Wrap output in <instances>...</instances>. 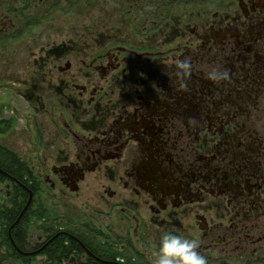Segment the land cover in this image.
Masks as SVG:
<instances>
[{
    "label": "flooded vegetation",
    "instance_id": "obj_1",
    "mask_svg": "<svg viewBox=\"0 0 264 264\" xmlns=\"http://www.w3.org/2000/svg\"><path fill=\"white\" fill-rule=\"evenodd\" d=\"M71 2L0 0V135L29 127L37 161L0 169V264H151L165 232L207 264H264V0ZM49 189L92 214L38 221Z\"/></svg>",
    "mask_w": 264,
    "mask_h": 264
},
{
    "label": "rangeland",
    "instance_id": "obj_2",
    "mask_svg": "<svg viewBox=\"0 0 264 264\" xmlns=\"http://www.w3.org/2000/svg\"><path fill=\"white\" fill-rule=\"evenodd\" d=\"M85 1L87 0H72L70 6L71 7L81 6L85 3ZM90 1H92L94 4L99 3L102 7L115 6L114 3H112V0H90ZM132 3L131 5L129 4L121 5L118 3L117 14H116L118 19L120 17L128 18L131 22H133V24H135L136 22L140 20L139 15L141 16V14L138 15L135 13L136 6L133 5ZM138 6H141V5L139 4ZM198 6H199V9L204 7V5L202 4V0H198ZM73 19L74 17L72 18V15H70L71 22L73 21ZM117 29H118L117 31L118 39H122V40H126L128 38L142 39L143 30L137 29L136 26L129 27V28L127 27L125 29H123L122 27L121 28L117 27ZM38 32L39 31H35L33 34L38 33ZM24 113H27V111L24 110ZM29 129H30L29 127H26V126L24 127V125L22 127H16V126L12 127L11 129L8 130V132L6 131L4 135H0V144L6 145L11 151L19 154L22 160H24L29 165H32L33 162L34 164H37V161H36V157H31L30 155L31 138L27 133ZM1 193H0V204L4 201L5 189L3 190V194ZM38 193L39 192H37V194ZM60 195L61 193L58 189H55L53 191L49 189L47 191H42V193H39L37 198L39 200L44 201V206L46 208V209H41V212L45 215L59 216V217H63V218L71 219V220H81V219H84L87 215L92 214L93 208L91 204L89 203V199H90L88 198L89 195L85 197L83 195V192H81L79 195H75L73 193H70V191L66 192L67 197L66 196L60 197ZM41 219L42 218H38V221H41ZM108 226H113L111 221H107V223H104L101 227L103 231L110 232ZM30 233L32 236H35L34 228L30 229ZM136 241H137L136 238H134L133 242H136ZM135 244L137 247L143 250L144 246H142L139 242H136ZM147 244L148 243H146L145 245ZM145 248H146L145 256H144L145 263H148V262H151L153 251H155L158 247L157 245L150 243Z\"/></svg>",
    "mask_w": 264,
    "mask_h": 264
},
{
    "label": "clouds",
    "instance_id": "obj_3",
    "mask_svg": "<svg viewBox=\"0 0 264 264\" xmlns=\"http://www.w3.org/2000/svg\"><path fill=\"white\" fill-rule=\"evenodd\" d=\"M180 67L187 69L188 65L181 62ZM210 75L216 78L214 73ZM223 75L226 77L227 73ZM198 249L196 239L165 232L160 237L158 248L152 253L151 264H207V258Z\"/></svg>",
    "mask_w": 264,
    "mask_h": 264
},
{
    "label": "trees",
    "instance_id": "obj_4",
    "mask_svg": "<svg viewBox=\"0 0 264 264\" xmlns=\"http://www.w3.org/2000/svg\"><path fill=\"white\" fill-rule=\"evenodd\" d=\"M0 169L5 170V171H18L21 172V177H23L26 173L25 170L27 169V165L24 161L21 160V158L14 152H12L11 150H8L7 148H5L2 144H0ZM30 176V175H28ZM0 181H1V177H0ZM16 193L15 195L12 197V204L13 206L16 205L18 203V201L20 200V198L22 197H27L26 192H24L21 189H15ZM11 214V218H14V214H13V209L10 210L9 212ZM38 217L42 218L45 217V214H43L41 212V210H39L38 212ZM4 240L5 243L8 244L9 242V238L7 236V233L4 232ZM62 245L63 243H61L60 245H58L55 249V251H53V255H55V253H57V251H62ZM68 250H66L67 252ZM9 254H6L3 258V256H0V262L4 259V261H7L9 258Z\"/></svg>",
    "mask_w": 264,
    "mask_h": 264
},
{
    "label": "water",
    "instance_id": "obj_5",
    "mask_svg": "<svg viewBox=\"0 0 264 264\" xmlns=\"http://www.w3.org/2000/svg\"><path fill=\"white\" fill-rule=\"evenodd\" d=\"M31 197H32V195H31Z\"/></svg>",
    "mask_w": 264,
    "mask_h": 264
}]
</instances>
